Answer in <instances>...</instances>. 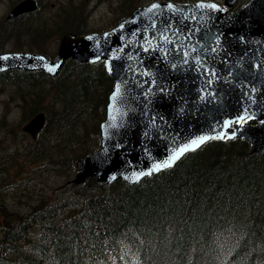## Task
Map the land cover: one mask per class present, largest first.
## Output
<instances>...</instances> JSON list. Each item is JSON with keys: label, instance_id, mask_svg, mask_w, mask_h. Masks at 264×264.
<instances>
[{"label": "trees", "instance_id": "trees-1", "mask_svg": "<svg viewBox=\"0 0 264 264\" xmlns=\"http://www.w3.org/2000/svg\"><path fill=\"white\" fill-rule=\"evenodd\" d=\"M41 10L0 22V51L13 41L14 50L52 56L60 34L86 30L73 8L49 18ZM110 90L101 61H67L55 77L0 73V94L21 123L46 116L26 156L61 178L45 198L32 202L17 185L16 205L0 204V264H264V156L243 140L209 141L134 185L68 183L72 161L99 146ZM5 119L0 129L9 128Z\"/></svg>", "mask_w": 264, "mask_h": 264}, {"label": "water", "instance_id": "water-1", "mask_svg": "<svg viewBox=\"0 0 264 264\" xmlns=\"http://www.w3.org/2000/svg\"><path fill=\"white\" fill-rule=\"evenodd\" d=\"M236 1L156 0L110 30L64 35L52 58L1 52L0 73L42 71L54 77L68 59L103 61L112 88L99 124L100 147L73 161L74 184L92 177L107 185L117 180L133 185L201 136L239 138L263 156L264 0L230 10ZM212 4L215 9L205 6ZM36 9L37 2L22 0L6 19ZM240 117L255 124H240ZM44 123L38 113L22 130L34 138ZM141 172L151 174L135 180Z\"/></svg>", "mask_w": 264, "mask_h": 264}, {"label": "rangeland", "instance_id": "rangeland-1", "mask_svg": "<svg viewBox=\"0 0 264 264\" xmlns=\"http://www.w3.org/2000/svg\"><path fill=\"white\" fill-rule=\"evenodd\" d=\"M15 1L16 0H0V22H6L4 17ZM217 1L221 2L223 0ZM247 1L248 0H238L237 7L243 5ZM42 3V18H49L52 14L57 12L60 14L65 9L72 10L73 8L80 16L87 11L86 29L89 31H103L114 26L123 17L124 12H126V10L122 8L124 3L122 0L82 3L42 0ZM51 3H54L55 6H52ZM131 3L132 2H130V4ZM74 4H78V6ZM80 6L84 9L83 11H81ZM4 45L5 47L3 50H14V47L16 46L13 41H8ZM2 114L6 118L5 121L10 125L9 128L0 129V204L2 203V206L15 205L19 194L18 191L14 190L16 187L11 183L17 177L18 179L21 177L28 178L29 183L27 184V187L29 188L27 191L28 193H31L30 198H32H29V200L34 202L36 196L43 195L45 197L51 193L54 188L59 187L61 182L59 172L57 170H53L52 172L50 167L46 166L47 162H45V160L34 161L26 156V151L23 147L30 143V139L21 132V126L23 123L20 122L21 114L19 110L16 111L15 105L9 102L8 93L0 94V116ZM42 137H44V135ZM48 151L49 150H47V153ZM3 181L4 183H2ZM21 182L22 181H19L18 183V189L25 187L24 185H21Z\"/></svg>", "mask_w": 264, "mask_h": 264}, {"label": "snow or ice", "instance_id": "snow-or-ice-1", "mask_svg": "<svg viewBox=\"0 0 264 264\" xmlns=\"http://www.w3.org/2000/svg\"><path fill=\"white\" fill-rule=\"evenodd\" d=\"M205 6L206 7L213 8V9L216 8V5H214V4H212V5H205ZM156 7H157V5H153L152 6V8H156ZM169 7L171 8L172 5H169ZM213 51H215V49H213ZM239 119L242 121L244 119V117H240ZM212 138L219 139V138H222V137H212ZM209 139H210V137H208V136H201L198 139L192 140V142L190 144L185 145L184 147L180 148L177 151H174L165 162L159 163V164H155L153 166V168H152V171L153 172H156V171H160L163 168H170V167H172L173 164L175 163V161H177L178 159H180V157L184 153H186L188 151H191V150H195L196 148H198L200 145L204 144ZM147 174H151V173L141 172V173H139L138 175L135 176V180H139L143 175H147Z\"/></svg>", "mask_w": 264, "mask_h": 264}, {"label": "flooded vegetation", "instance_id": "flooded-vegetation-1", "mask_svg": "<svg viewBox=\"0 0 264 264\" xmlns=\"http://www.w3.org/2000/svg\"><path fill=\"white\" fill-rule=\"evenodd\" d=\"M107 1H109V0H74V2H107ZM38 2H42V0L41 1L39 0ZM70 2H72V1H70ZM122 2H140V0H133V1L122 0Z\"/></svg>", "mask_w": 264, "mask_h": 264}, {"label": "bare ground", "instance_id": "bare-ground-1", "mask_svg": "<svg viewBox=\"0 0 264 264\" xmlns=\"http://www.w3.org/2000/svg\"><path fill=\"white\" fill-rule=\"evenodd\" d=\"M16 130V129H15ZM14 138V137H13ZM16 138V137H15ZM16 140V139H15ZM43 143V142H42ZM48 144V143H47ZM46 150V149H45ZM26 153V152H25ZM29 153V152H28ZM33 154V153H32ZM29 156V155H28ZM33 156V155H32ZM58 166V165H57ZM3 168V167H2ZM8 168V167H7ZM13 170V169H12ZM2 172V171H1ZM7 172V171H6ZM16 175V174H15ZM4 180V179H3ZM4 183V181L2 182ZM9 183V182H8ZM31 184V183H30ZM22 185V184H21ZM28 186V185H27ZM10 187V186H9ZM37 190V189H36ZM3 191V190H2ZM46 191V190H45ZM30 192V191H29ZM5 197V196H4ZM37 203V202H36ZM61 212V211H60ZM18 241V240H17ZM29 246V245H28ZM17 247V246H16Z\"/></svg>", "mask_w": 264, "mask_h": 264}]
</instances>
